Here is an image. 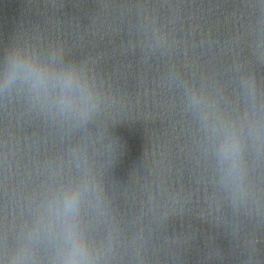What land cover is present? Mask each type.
Listing matches in <instances>:
<instances>
[{"label": "clouds", "instance_id": "obj_1", "mask_svg": "<svg viewBox=\"0 0 264 264\" xmlns=\"http://www.w3.org/2000/svg\"><path fill=\"white\" fill-rule=\"evenodd\" d=\"M229 150L235 155V153H237L239 150L238 145L235 143L230 144ZM75 201H76L75 196H72L71 198L67 199L65 201L66 210L71 211L75 206ZM73 227H74L73 225L69 224L70 236H74V232L72 231ZM79 252H80L79 247L77 245H75V243H74L73 251H72V255H71V259H70L69 264H76V257L78 256Z\"/></svg>", "mask_w": 264, "mask_h": 264}]
</instances>
